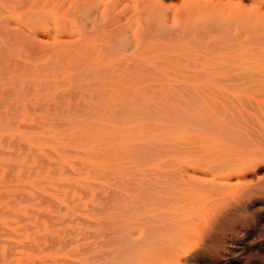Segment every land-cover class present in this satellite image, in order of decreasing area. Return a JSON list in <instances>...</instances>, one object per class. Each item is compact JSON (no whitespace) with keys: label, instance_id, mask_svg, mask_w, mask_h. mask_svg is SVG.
Here are the masks:
<instances>
[{"label":"bare ground","instance_id":"bare-ground-1","mask_svg":"<svg viewBox=\"0 0 264 264\" xmlns=\"http://www.w3.org/2000/svg\"><path fill=\"white\" fill-rule=\"evenodd\" d=\"M151 1L137 0L131 14L129 0H76L79 33L65 39L64 59L88 78L207 77V112L194 100L174 118L144 123L113 166L92 243L60 264H201L213 231L238 206L264 201V0L190 2L176 30L162 26ZM249 225L245 218L235 234ZM231 240L223 237V252Z\"/></svg>","mask_w":264,"mask_h":264},{"label":"rangeland","instance_id":"rangeland-1","mask_svg":"<svg viewBox=\"0 0 264 264\" xmlns=\"http://www.w3.org/2000/svg\"><path fill=\"white\" fill-rule=\"evenodd\" d=\"M195 1L151 3L162 26L176 30L178 16ZM136 3L129 0V13ZM79 15L76 0L72 6L69 0H0V264H60L71 257L68 251L90 245L98 210L111 199L113 166L124 162L126 145L142 135L144 123L174 118L194 100L196 111L207 112V77L149 75L143 83L78 74L63 49L79 33ZM262 205L259 199L238 206L213 231L198 263L264 264ZM245 218L253 226L235 234ZM223 237L232 239L224 252Z\"/></svg>","mask_w":264,"mask_h":264}]
</instances>
